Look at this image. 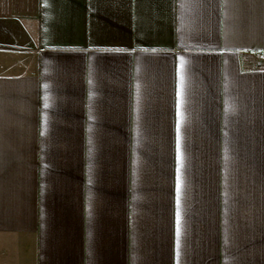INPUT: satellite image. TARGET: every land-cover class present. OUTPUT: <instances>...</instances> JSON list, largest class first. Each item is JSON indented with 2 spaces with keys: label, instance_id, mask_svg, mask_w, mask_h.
Segmentation results:
<instances>
[{
  "label": "crops",
  "instance_id": "obj_1",
  "mask_svg": "<svg viewBox=\"0 0 264 264\" xmlns=\"http://www.w3.org/2000/svg\"><path fill=\"white\" fill-rule=\"evenodd\" d=\"M0 264H264V0H0Z\"/></svg>",
  "mask_w": 264,
  "mask_h": 264
},
{
  "label": "snow or ice",
  "instance_id": "obj_2",
  "mask_svg": "<svg viewBox=\"0 0 264 264\" xmlns=\"http://www.w3.org/2000/svg\"><path fill=\"white\" fill-rule=\"evenodd\" d=\"M45 106H47V105H45ZM177 191L179 192V177H178V183H177ZM177 223L179 224V213H177ZM177 234L179 235V228L177 229Z\"/></svg>",
  "mask_w": 264,
  "mask_h": 264
}]
</instances>
